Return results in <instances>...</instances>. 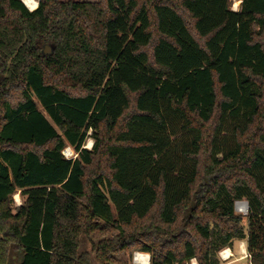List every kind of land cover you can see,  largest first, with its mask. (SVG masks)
<instances>
[{
	"label": "trees",
	"instance_id": "16d2710c",
	"mask_svg": "<svg viewBox=\"0 0 264 264\" xmlns=\"http://www.w3.org/2000/svg\"><path fill=\"white\" fill-rule=\"evenodd\" d=\"M102 229L100 264H264V0H0V264H93Z\"/></svg>",
	"mask_w": 264,
	"mask_h": 264
},
{
	"label": "rangeland",
	"instance_id": "374dc122",
	"mask_svg": "<svg viewBox=\"0 0 264 264\" xmlns=\"http://www.w3.org/2000/svg\"><path fill=\"white\" fill-rule=\"evenodd\" d=\"M22 1L24 2V0H22ZM37 1H38V4H37V7H38L39 0H37ZM241 2H242V0H230L231 8L235 9V10H239L241 7ZM29 9L32 10L31 8H29ZM46 45H48L52 50V47L49 43L44 44L43 50L47 49ZM90 143H91V145H90ZM93 144H94V139L90 137L85 142L84 147H87L90 149L93 147ZM63 152H64L66 157L75 156V151L71 146H67L63 150ZM217 173H218V171H216L215 173L205 177V182H208L211 179V177L216 176ZM23 201H24V198L19 192H17L16 194L13 195V206L14 207L19 206ZM241 201H247V200L243 199ZM238 202L239 201H237L235 203V213L237 215L247 216L248 210H246V211L239 210L237 208ZM186 228L187 227H185V229L183 228V230L186 231ZM117 235H118V232L113 231L111 229L99 230L97 232H94L91 236L83 235L81 237V240H80L81 244H80V248H79V253L88 252L90 254V258H91L92 263L93 264H100L97 262L96 257H95V249L97 248L98 243L103 239H111V238L114 239ZM228 248L232 249V252L234 253V255L230 259L224 260L221 257V252L225 249H228ZM242 249H243V251H242ZM244 250H246L245 252L248 253L247 238H245L244 240H235L233 247H225V248L220 249V251H218V257L221 260V264H252L250 256L247 255L246 257H242V254L245 253ZM139 251L140 250L136 249V248H127L124 250H119L117 252H112L111 253V260L108 261V263L109 264H141V263H137L135 261V255ZM142 253H144L145 255L148 254V252H142ZM148 255L150 256V259L148 262L150 264L151 263V254L149 253ZM193 262H196L197 264H199V262L196 258H193L192 260H189V261H186V262L180 263V264H193ZM143 264H144V262H143Z\"/></svg>",
	"mask_w": 264,
	"mask_h": 264
},
{
	"label": "built area",
	"instance_id": "2783aa9c",
	"mask_svg": "<svg viewBox=\"0 0 264 264\" xmlns=\"http://www.w3.org/2000/svg\"><path fill=\"white\" fill-rule=\"evenodd\" d=\"M64 153V152H63ZM74 155V154H73ZM77 153L75 152V156H72V157H77ZM68 158H71V157H68ZM241 202V201H240ZM228 250H230V253L228 252ZM243 251V249H242ZM246 251V250H244ZM148 256V259H150V256L148 254H146ZM234 255V253L232 252L231 248H228V249H225L221 252V257L224 259V260H227V259H230L232 256ZM250 256L249 253L245 252L244 254H242V257H246V256ZM142 256H145L144 253L142 252H137V254L135 255V261L137 263H141L143 264V261H144V258Z\"/></svg>",
	"mask_w": 264,
	"mask_h": 264
},
{
	"label": "bare ground",
	"instance_id": "6f19581e",
	"mask_svg": "<svg viewBox=\"0 0 264 264\" xmlns=\"http://www.w3.org/2000/svg\"><path fill=\"white\" fill-rule=\"evenodd\" d=\"M24 2H25V4L29 7V8H31L32 10H34L36 7H37V4H38V1L37 0H24ZM90 145H91V143H90ZM89 145V146H90ZM88 146V147H89ZM71 151V150H70ZM18 195V194H17ZM237 208L239 209V210H244V211H246V210H248V208H249V205H247V203L246 202H244V201H241V202H238V204H237ZM228 252L230 253V250H228ZM245 252V251H244ZM243 252V253H244ZM149 254V253H148ZM143 258H144V264H149L148 262H149V259H148V256L147 255H145V256H142ZM193 264H197L196 262H193Z\"/></svg>",
	"mask_w": 264,
	"mask_h": 264
},
{
	"label": "water",
	"instance_id": "95a60500",
	"mask_svg": "<svg viewBox=\"0 0 264 264\" xmlns=\"http://www.w3.org/2000/svg\"><path fill=\"white\" fill-rule=\"evenodd\" d=\"M46 48H47V49H44L43 52L46 53V54H50V53L52 52L51 48H50L48 45H46ZM239 202H240V201H239ZM244 202H246L247 205H248V202H247V201H244Z\"/></svg>",
	"mask_w": 264,
	"mask_h": 264
},
{
	"label": "crops",
	"instance_id": "0c3cea01",
	"mask_svg": "<svg viewBox=\"0 0 264 264\" xmlns=\"http://www.w3.org/2000/svg\"><path fill=\"white\" fill-rule=\"evenodd\" d=\"M232 250V249H231Z\"/></svg>",
	"mask_w": 264,
	"mask_h": 264
}]
</instances>
